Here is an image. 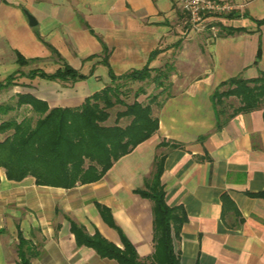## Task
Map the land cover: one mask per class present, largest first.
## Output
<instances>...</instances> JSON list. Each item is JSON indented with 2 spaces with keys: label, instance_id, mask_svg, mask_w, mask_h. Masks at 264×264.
<instances>
[{
  "label": "crops",
  "instance_id": "obj_1",
  "mask_svg": "<svg viewBox=\"0 0 264 264\" xmlns=\"http://www.w3.org/2000/svg\"><path fill=\"white\" fill-rule=\"evenodd\" d=\"M223 1L234 8L231 18L225 24L210 18L200 30L188 24L179 0H0V80L19 69V54L39 59L0 91L9 95L7 103L28 94L50 108H80L112 84L109 69L121 76L148 67L151 78L140 81L145 92L138 100L147 104L155 97L152 111L159 121L156 133L98 182L71 189L38 186L31 176L10 181L1 169L0 264H18L19 233L38 252L32 264H119L80 246L70 221L120 248L122 232L150 263L153 202L135 189L145 187L157 157L164 158L166 203L187 217L174 239L181 264H264V198L255 196L264 192V101L231 116L241 99L223 97L217 105L212 99L227 80L264 74V0ZM213 24L238 30L213 37ZM51 47L87 78H30L31 70L54 73L62 67ZM31 114L23 107L9 118ZM96 203L109 209L108 220Z\"/></svg>",
  "mask_w": 264,
  "mask_h": 264
},
{
  "label": "trees",
  "instance_id": "obj_2",
  "mask_svg": "<svg viewBox=\"0 0 264 264\" xmlns=\"http://www.w3.org/2000/svg\"><path fill=\"white\" fill-rule=\"evenodd\" d=\"M237 30L221 27L222 33L226 35ZM51 50L53 56L62 61V67L54 73L31 70L28 74L30 78L38 76L47 80L70 82L87 78L70 66L54 48L51 47ZM155 55L156 52L152 57ZM37 61L38 58L29 60L19 54V69L5 80H0V91L14 86L15 80L25 75L22 68ZM103 62L110 68L107 51ZM109 72L112 84L87 98L80 108H50L45 101L28 94H18L14 103L0 104V135H5L0 139V170H5L8 180L21 182L31 176L38 186L64 189L98 182L115 162L156 133L159 121L153 117L152 111L155 97L147 104L140 102L138 98L145 92L140 88L135 92V100L128 103L125 100L127 92L123 91L126 82L130 80L150 79L149 68L132 70L121 76H116L111 69ZM224 87L226 90L222 91ZM232 95L241 99L243 105L231 116L259 107L264 101V74L251 80H227L215 90L212 99L217 105L223 97ZM119 106L123 109L117 111L115 123L107 125L111 110ZM23 107H28L32 114L21 120L17 117L3 118ZM122 119L128 120V124L121 125ZM163 171L164 158L157 157L154 171L145 187L135 189L136 193L153 202L155 252L150 263L140 259L136 248L122 232L123 248H120L98 231L90 235L84 226L70 221L77 243L93 248L101 257L114 259L119 264H181L179 252L175 251L174 239L180 238L187 217L181 209L167 205L165 188L161 182ZM255 196L264 198V192ZM96 206L108 220L109 209L99 203ZM17 253L18 264H32V259L38 255L32 242L22 233H19Z\"/></svg>",
  "mask_w": 264,
  "mask_h": 264
},
{
  "label": "built area",
  "instance_id": "obj_3",
  "mask_svg": "<svg viewBox=\"0 0 264 264\" xmlns=\"http://www.w3.org/2000/svg\"><path fill=\"white\" fill-rule=\"evenodd\" d=\"M186 11L188 24L194 29H204L210 18L225 22L226 16L232 13L233 6L223 0H179ZM225 24V23H224ZM213 37H217L221 29L218 25H209Z\"/></svg>",
  "mask_w": 264,
  "mask_h": 264
},
{
  "label": "rangeland",
  "instance_id": "obj_4",
  "mask_svg": "<svg viewBox=\"0 0 264 264\" xmlns=\"http://www.w3.org/2000/svg\"><path fill=\"white\" fill-rule=\"evenodd\" d=\"M221 29V27H220ZM146 81V80H145ZM152 84V82L150 83V85ZM141 85V82H131V81H128L126 84H125V87L123 88V91L127 92V97L125 98L126 102L128 103H132L134 100H135V92L139 89V86ZM151 87V88H150ZM148 90H151L152 91V86H149L148 87ZM4 91V90H3ZM148 93V91H146ZM9 95L8 94H5L4 96L0 94V103L3 102L2 104H6V98L8 97ZM145 97L144 96H141L140 100H143ZM123 109V107H116L114 109L111 110V118L108 122H106L107 125H112L114 124V120H115V117H116V113L118 110H121ZM16 114V112H11L9 116H6L5 119H8L11 115H14ZM23 114V112H22ZM20 114V115H22ZM19 115V119H21V116ZM126 123H128L127 121L124 122L122 121V125H125ZM5 137V135H0V139H3Z\"/></svg>",
  "mask_w": 264,
  "mask_h": 264
},
{
  "label": "water",
  "instance_id": "obj_5",
  "mask_svg": "<svg viewBox=\"0 0 264 264\" xmlns=\"http://www.w3.org/2000/svg\"><path fill=\"white\" fill-rule=\"evenodd\" d=\"M25 14L27 15L28 19H29V23L31 26H35L37 24L34 16H32L28 11H25Z\"/></svg>",
  "mask_w": 264,
  "mask_h": 264
}]
</instances>
